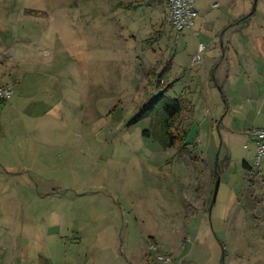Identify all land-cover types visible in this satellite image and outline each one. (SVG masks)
Returning <instances> with one entry per match:
<instances>
[{
    "label": "rangeland",
    "instance_id": "374dc122",
    "mask_svg": "<svg viewBox=\"0 0 264 264\" xmlns=\"http://www.w3.org/2000/svg\"><path fill=\"white\" fill-rule=\"evenodd\" d=\"M162 1L0 0V69L33 57L7 101L31 96L25 122L0 113V264H222L224 251L264 264V161L248 136L264 127V0L235 12V43L263 44L254 75L222 61L204 14L176 34ZM163 89L186 99L187 147L132 123Z\"/></svg>",
    "mask_w": 264,
    "mask_h": 264
},
{
    "label": "crops",
    "instance_id": "0c3cea01",
    "mask_svg": "<svg viewBox=\"0 0 264 264\" xmlns=\"http://www.w3.org/2000/svg\"><path fill=\"white\" fill-rule=\"evenodd\" d=\"M195 1H196V8L199 12V16L201 15V13L205 15L204 21L200 19L202 22H199V27L201 28L200 31L207 36L209 35L211 40L214 39L215 45L219 44L222 40H224V38L226 39V41H224V43H222V46H223L222 50H223V54H224L222 61H224V59L227 55H231L232 58L230 60L229 66H231L232 69L235 68L238 70L239 67H241L242 69L251 68L253 71L252 75H254V71L256 72V69H257L256 68L257 66H256L255 61H254V57L255 56L258 57L259 55L263 54V51L262 52L260 51L261 49L263 50V46H262L263 44L253 42V41L247 42L245 44H239V45L235 43L234 38H235L238 30L241 28V26L238 25L237 20H238V18H240L242 16V14H240V13L235 15V12L237 11L236 6L238 4L237 0L229 2V4H223V5H222V2L224 0H221V6L217 9L212 8L213 0H210V5H209L210 10L207 9L208 6L205 7L206 0H195ZM162 2H163L162 5L164 7V12H167L166 11L167 5H166V3H164V0ZM212 10H218V11L212 14V13H210ZM206 12H207V14H206ZM246 17H248V16H246ZM31 21L32 20H31V15H30V22ZM240 21H243V20L240 19ZM210 23L215 25V26H212L211 29L208 27V25ZM227 25H230V27H228L227 30H224L225 33L223 34V38L220 39V34H221L222 30ZM187 31H189V30H187ZM187 31H185V32H187ZM185 32H183L182 34H184ZM33 33L34 32H32V29H30V53H31L32 49L36 50V49H38V47H41L42 46L41 41L43 40V36L39 40L40 41L39 43L35 39L33 40L32 39V37L34 35ZM257 50H258V52H257ZM32 58L33 57L31 55H30V58H28V56H25L21 59H16V61H14L13 63H11L12 58H10L8 61L9 63L6 64V67L3 69H0V75H2L4 78L6 77V79L8 78V81H5L4 78L2 79L1 82H3V81L4 82L0 83V88L1 87L12 88L13 89V95H14V93L20 92L21 90L24 91L26 89L25 88L26 83H27L26 79H27L28 75H23L21 73L25 67L31 65ZM14 70L16 72L18 70L19 74L17 75V73H15ZM45 81H46V78L40 79V78L34 77L33 79H31V77H30V88L35 84H36V86L39 85L37 83H40V84H42L43 82L45 83ZM228 81H229V78H228ZM51 87L55 88L56 85H52ZM24 94H25V91H24ZM13 95H12V97H13ZM26 95H27V93H26ZM27 96L30 97V101L27 99ZM27 96L26 97L23 96V99H25V101H24V103L20 104V107H19V103H16L17 101L12 102L10 104V106H8L7 102H4L1 104L0 113L5 114V120L7 122L9 121L10 122L9 124H13L14 119L17 118V115L15 114V112H18L21 115L20 117H21L22 121L25 122L26 115L24 112H27L28 109H30L29 106L32 104V101H33V99L31 98V96L29 94ZM251 97L252 96H250L249 98H251ZM10 100H12V98H10ZM259 128H264V127H259ZM249 133L250 132L248 131V136H249ZM249 139H250V137H249ZM250 141L252 143H254L251 139H250ZM249 166L251 167L250 164H249ZM244 168H248V165H245ZM7 251H8V248H5L3 250V252H5V253ZM29 255H30V259H31L33 256L32 252H31V247H30V254L28 253V251H25V254H24V256H29Z\"/></svg>",
    "mask_w": 264,
    "mask_h": 264
},
{
    "label": "trees",
    "instance_id": "16d2710c",
    "mask_svg": "<svg viewBox=\"0 0 264 264\" xmlns=\"http://www.w3.org/2000/svg\"><path fill=\"white\" fill-rule=\"evenodd\" d=\"M256 8L257 3L250 16L256 13ZM167 92L168 90L163 89L149 97L143 109L132 120V123L135 124L149 117L151 119V129L145 131V136H152L161 141L165 148L187 147L189 145L187 133L186 131H179V120L187 108L186 99L183 97L172 99L167 95ZM245 165H248L246 169L252 170L247 161L243 162V166ZM226 259L227 252L224 251L222 264H226Z\"/></svg>",
    "mask_w": 264,
    "mask_h": 264
},
{
    "label": "built area",
    "instance_id": "2783aa9c",
    "mask_svg": "<svg viewBox=\"0 0 264 264\" xmlns=\"http://www.w3.org/2000/svg\"><path fill=\"white\" fill-rule=\"evenodd\" d=\"M167 5V22L171 25L176 34H182L187 30H192L199 12L196 8L195 0H164ZM221 6V0H213L212 8ZM204 46L200 45L199 51H203ZM199 60V56H198ZM13 95V89L7 87L0 88V103L7 102ZM250 139L256 147V166H261L264 161V128L253 129L249 133ZM152 249H155L153 246ZM163 260L162 256H159ZM168 261V260H166Z\"/></svg>",
    "mask_w": 264,
    "mask_h": 264
},
{
    "label": "water",
    "instance_id": "95a60500",
    "mask_svg": "<svg viewBox=\"0 0 264 264\" xmlns=\"http://www.w3.org/2000/svg\"><path fill=\"white\" fill-rule=\"evenodd\" d=\"M220 184H221V178L219 177L218 180H217V183H216V186H215V193H214V202H216V199H217V196H218V192H219V189H220Z\"/></svg>",
    "mask_w": 264,
    "mask_h": 264
}]
</instances>
